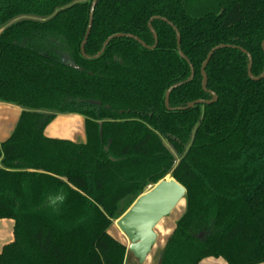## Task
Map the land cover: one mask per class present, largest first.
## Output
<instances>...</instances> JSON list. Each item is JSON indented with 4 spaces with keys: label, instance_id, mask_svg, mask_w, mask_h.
I'll return each instance as SVG.
<instances>
[{
    "label": "trees",
    "instance_id": "16d2710c",
    "mask_svg": "<svg viewBox=\"0 0 264 264\" xmlns=\"http://www.w3.org/2000/svg\"><path fill=\"white\" fill-rule=\"evenodd\" d=\"M0 0V103L21 109L0 142V264H128L110 234L138 198L171 178L185 211L161 264H264V0ZM70 64V65H69ZM188 81V82H187ZM198 100L212 104L186 110ZM58 115L85 118V142L52 139Z\"/></svg>",
    "mask_w": 264,
    "mask_h": 264
},
{
    "label": "water",
    "instance_id": "95a60500",
    "mask_svg": "<svg viewBox=\"0 0 264 264\" xmlns=\"http://www.w3.org/2000/svg\"><path fill=\"white\" fill-rule=\"evenodd\" d=\"M99 0H94L91 4V11H90V20L88 24V28L84 37V40L80 47V52L83 58L89 60V59H96L101 56V54L105 51V48L107 45L112 41L113 39L118 38H129L133 39L136 42H138L143 48L147 50L154 49L157 45V34L152 27V21L153 20H162L163 22L167 23L170 27L173 28L176 39H177V49L180 57L184 59L191 69V75L188 81H191L194 77V69L193 66L190 64L187 57L183 54V52L180 49V42L181 37L177 30V28L170 23L166 19H161L160 17H154L149 22V29L152 33L153 38L155 40L154 45L147 46L143 41H141L138 37L132 36V35H124V34H117L112 35L109 37L106 42L104 43V46L102 48V51L97 54L94 57H90L85 53V46L87 44L89 35L91 34V28H92V22H93V13L96 8L97 3ZM264 49V43L262 45ZM224 48H235L240 50L243 54H245L248 58V67H247V73L251 80L253 81H259L260 79L264 78V71L261 76L254 77L252 75L251 69H252V55H250L247 51H245L242 48L239 47H233L230 45H219L215 48H213L207 55L206 60L202 64L201 68V74H202V88L205 92H207L206 84H207V74H206V66L209 63L210 59L212 58L213 54L219 50ZM70 65V64H69ZM187 81V82H188ZM184 83H178L174 86L170 87L165 95V106L168 110H186L193 108L195 105H204V104H212L217 100L216 94L213 92H209L212 96L211 100H198L194 101L192 103H189L186 107L176 108L172 109L169 106V99L170 95L175 88H179ZM186 196V190L183 186H181L179 183H177L175 180H172L171 178H166L162 181H160L158 184H155V186L149 190L148 192L141 195L138 200L134 202V204L130 207V209L123 215L121 218L116 222L117 228L121 231V233L127 238L128 240V252H130L138 261L139 264H145L149 255L151 254L152 250L154 249L158 235L156 233V228L158 225L164 220V218H167L175 209L176 207L184 202V198ZM157 264H161V260Z\"/></svg>",
    "mask_w": 264,
    "mask_h": 264
},
{
    "label": "crops",
    "instance_id": "0c3cea01",
    "mask_svg": "<svg viewBox=\"0 0 264 264\" xmlns=\"http://www.w3.org/2000/svg\"><path fill=\"white\" fill-rule=\"evenodd\" d=\"M20 114L21 109L19 111L17 110V112H12L7 108L0 110V142L10 137L16 127ZM12 116H15V121L13 122L10 118ZM54 123L57 126H52ZM80 123L83 124V132L79 127ZM84 123L85 118L80 115L57 116L55 120L46 127L44 134L46 137L52 139H63L75 143H84ZM58 124L60 126H58ZM13 225L14 223L11 220H0V252L5 245L13 241ZM200 264H224V261L222 259L208 258L203 260Z\"/></svg>",
    "mask_w": 264,
    "mask_h": 264
},
{
    "label": "rangeland",
    "instance_id": "374dc122",
    "mask_svg": "<svg viewBox=\"0 0 264 264\" xmlns=\"http://www.w3.org/2000/svg\"><path fill=\"white\" fill-rule=\"evenodd\" d=\"M3 108H7V109L11 110L12 112H17V110L18 111L20 110V108H18L16 106H11V105H6L3 103H0V110H2ZM58 116H61V115H58ZM62 116H64V115H62ZM14 117L15 116L10 117L12 119L11 120L12 122L15 121ZM62 118H64V117H62ZM52 126H57V125L54 123V125H52ZM58 126H60V125L58 124ZM79 127H80V130H82V132H83V124L82 123H80ZM152 188L153 187H149L146 192H148ZM184 211H185V205L182 202L181 204H179L176 207V209L167 218H164V220L158 225V227L155 230L157 235H158L157 243H156L154 249L152 250L151 254L149 255L145 264H157L156 259H157L158 252L161 251L160 249L163 247L166 238L169 236V234H171V231L173 230L177 220L182 216ZM110 234L112 236H114L115 238H117L122 243H124L128 248V245H129L128 240L119 231V229L116 226V223H114L113 227L110 229ZM127 263L128 264H139L137 259L130 252H128V254H127Z\"/></svg>",
    "mask_w": 264,
    "mask_h": 264
},
{
    "label": "bare ground",
    "instance_id": "6f19581e",
    "mask_svg": "<svg viewBox=\"0 0 264 264\" xmlns=\"http://www.w3.org/2000/svg\"><path fill=\"white\" fill-rule=\"evenodd\" d=\"M120 231V230H119ZM121 232V231H120Z\"/></svg>",
    "mask_w": 264,
    "mask_h": 264
}]
</instances>
